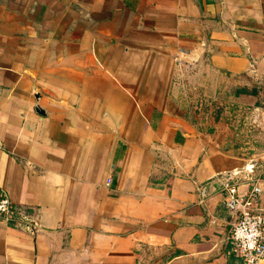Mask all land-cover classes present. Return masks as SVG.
I'll list each match as a JSON object with an SVG mask.
<instances>
[{"label":"crops","instance_id":"0c3cea01","mask_svg":"<svg viewBox=\"0 0 264 264\" xmlns=\"http://www.w3.org/2000/svg\"><path fill=\"white\" fill-rule=\"evenodd\" d=\"M263 103L264 0H0V191L41 224L0 264H242Z\"/></svg>","mask_w":264,"mask_h":264},{"label":"built area","instance_id":"2783aa9c","mask_svg":"<svg viewBox=\"0 0 264 264\" xmlns=\"http://www.w3.org/2000/svg\"><path fill=\"white\" fill-rule=\"evenodd\" d=\"M200 104L203 105V101ZM251 111L237 107L231 123L236 127L255 125V117L258 118L261 111L255 113L253 109V117L249 119ZM240 119L243 120L239 123ZM250 183L249 190L242 193L237 182L225 181L221 190L222 204L234 214L227 237L231 251L241 258L242 264H261L264 261V213L256 207V201L262 188L260 178L256 177ZM0 221L29 235H36L41 229L37 215L4 191H0Z\"/></svg>","mask_w":264,"mask_h":264}]
</instances>
